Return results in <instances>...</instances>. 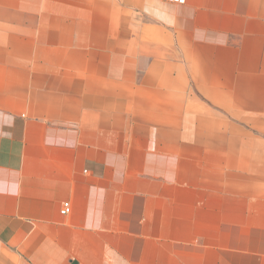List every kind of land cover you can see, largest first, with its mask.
<instances>
[{
	"label": "crops",
	"instance_id": "crops-1",
	"mask_svg": "<svg viewBox=\"0 0 264 264\" xmlns=\"http://www.w3.org/2000/svg\"><path fill=\"white\" fill-rule=\"evenodd\" d=\"M0 264H264V0H0Z\"/></svg>",
	"mask_w": 264,
	"mask_h": 264
},
{
	"label": "built area",
	"instance_id": "built-area-1",
	"mask_svg": "<svg viewBox=\"0 0 264 264\" xmlns=\"http://www.w3.org/2000/svg\"><path fill=\"white\" fill-rule=\"evenodd\" d=\"M174 1H177V2H180V3L184 2V0H174ZM69 210H70V208H69L68 204H63V206L60 209V213L61 214H66V213L69 212Z\"/></svg>",
	"mask_w": 264,
	"mask_h": 264
}]
</instances>
